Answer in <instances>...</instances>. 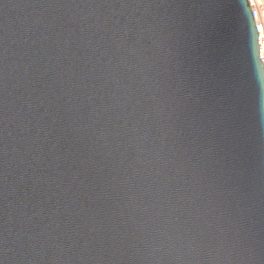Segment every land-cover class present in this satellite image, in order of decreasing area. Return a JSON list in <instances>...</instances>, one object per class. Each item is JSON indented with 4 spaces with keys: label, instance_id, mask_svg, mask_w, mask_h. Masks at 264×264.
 Instances as JSON below:
<instances>
[{
    "label": "water",
    "instance_id": "1",
    "mask_svg": "<svg viewBox=\"0 0 264 264\" xmlns=\"http://www.w3.org/2000/svg\"><path fill=\"white\" fill-rule=\"evenodd\" d=\"M248 0H0V264H264V68Z\"/></svg>",
    "mask_w": 264,
    "mask_h": 264
},
{
    "label": "built area",
    "instance_id": "2",
    "mask_svg": "<svg viewBox=\"0 0 264 264\" xmlns=\"http://www.w3.org/2000/svg\"><path fill=\"white\" fill-rule=\"evenodd\" d=\"M258 33L259 56L264 68V0H248Z\"/></svg>",
    "mask_w": 264,
    "mask_h": 264
}]
</instances>
